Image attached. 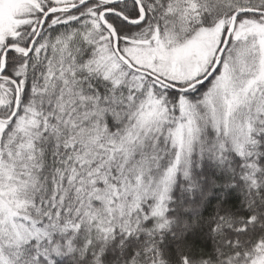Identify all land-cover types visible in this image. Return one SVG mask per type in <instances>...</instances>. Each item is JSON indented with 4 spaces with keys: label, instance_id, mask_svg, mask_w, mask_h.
<instances>
[{
    "label": "snow or ice",
    "instance_id": "obj_1",
    "mask_svg": "<svg viewBox=\"0 0 264 264\" xmlns=\"http://www.w3.org/2000/svg\"><path fill=\"white\" fill-rule=\"evenodd\" d=\"M0 264H264V0H0Z\"/></svg>",
    "mask_w": 264,
    "mask_h": 264
}]
</instances>
